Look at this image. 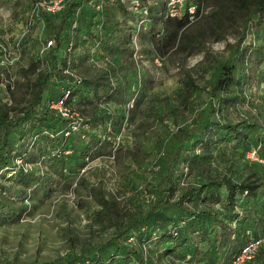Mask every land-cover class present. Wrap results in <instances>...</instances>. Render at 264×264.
<instances>
[{
  "label": "trees",
  "instance_id": "16d2710c",
  "mask_svg": "<svg viewBox=\"0 0 264 264\" xmlns=\"http://www.w3.org/2000/svg\"><path fill=\"white\" fill-rule=\"evenodd\" d=\"M42 1L50 0H24V31L12 41L25 63L21 78L2 64L0 50L1 223L37 206L40 190L71 186L70 174L105 148L123 173L146 162L153 149L117 141L147 92L139 54L208 56L209 36L225 39L227 53L215 58L204 87L181 64L175 129L155 139L170 153L157 156L159 183L148 206L120 205L92 186L100 205L93 219L114 234L96 252L30 264H230L262 238L264 162L249 153L260 145L264 159V0H185L176 13L166 0H139L141 9L134 0H64L55 11ZM193 19L201 21L195 30ZM59 100L68 115L55 107ZM152 125L142 120L138 134ZM262 247L244 264H254Z\"/></svg>",
  "mask_w": 264,
  "mask_h": 264
},
{
  "label": "rangeland",
  "instance_id": "374dc122",
  "mask_svg": "<svg viewBox=\"0 0 264 264\" xmlns=\"http://www.w3.org/2000/svg\"><path fill=\"white\" fill-rule=\"evenodd\" d=\"M23 2L24 0L19 3L14 0H0V42L12 43L13 39H17L24 31L23 14H26V9ZM211 7L212 3L204 13H209ZM199 23L201 21L193 19L188 26L195 30ZM230 40H233L232 37ZM225 45V39L217 40L214 36H209V55L205 56L200 52L192 54L187 60L184 59L186 50L172 55L170 53L165 57L157 56L154 59L152 53L139 54V67L145 74L147 92L138 107L136 118L133 122L125 121L117 133V141L123 145L140 141L142 147L153 149L146 162L123 173V166H119L115 155L105 148L99 157L89 159L84 168L70 174L73 178L69 180L71 186L62 182L55 186L51 194L40 190L34 195L37 206L24 212L19 220L0 222V264H30L46 259H68L77 251H98L100 245L106 242L115 230L112 227L103 228L93 219L94 211L100 205L99 193L91 191L92 186H102L107 192L115 194L120 205L141 203L148 206L154 195L153 188L159 183L157 156L160 155V150L164 154L170 153L168 148L159 150V142H155V139H158L157 133L166 135L175 129L171 105L182 84L183 73L180 66L184 62L186 68L204 87L215 58L227 53ZM19 60L16 59L12 66L14 78H21L19 69L25 64ZM138 94L137 90L135 95ZM20 95H24V90L17 94ZM132 103L133 99L128 107L132 106ZM157 108H162L166 113L162 119ZM144 119L153 121V125L146 134L141 132L139 135L138 126ZM74 143L78 148L83 142L75 138ZM166 144L168 146V140ZM26 201L30 200L27 198ZM262 257L264 258L263 253ZM263 262L260 258L259 264Z\"/></svg>",
  "mask_w": 264,
  "mask_h": 264
},
{
  "label": "built area",
  "instance_id": "2783aa9c",
  "mask_svg": "<svg viewBox=\"0 0 264 264\" xmlns=\"http://www.w3.org/2000/svg\"><path fill=\"white\" fill-rule=\"evenodd\" d=\"M134 1H135V8L141 9L139 0H134ZM166 1L172 13L181 11L184 8L185 0H166ZM63 3L64 0H50L48 2L42 1L40 2V5L47 8L48 10L55 11L57 9H60L63 6ZM189 10L195 12L196 7L192 5L189 7ZM143 11L147 12L146 9H143ZM49 44H51V41L49 42ZM15 46L16 45L11 42H0L2 64L4 65L13 64L16 61V59L19 58L20 52L18 48H16L17 46L16 47ZM54 105L62 112V114L68 115L69 111L64 106L63 100H59V102L55 103ZM259 147L260 145H258L257 148L253 149L249 153V156H251V158L264 162V159L257 154V149ZM262 242H264V236L244 246L241 252L235 256V258L232 260L230 264H244L246 261L254 259V257L257 254V250L259 249Z\"/></svg>",
  "mask_w": 264,
  "mask_h": 264
},
{
  "label": "crops",
  "instance_id": "0c3cea01",
  "mask_svg": "<svg viewBox=\"0 0 264 264\" xmlns=\"http://www.w3.org/2000/svg\"><path fill=\"white\" fill-rule=\"evenodd\" d=\"M262 253L264 254L263 247H262V251L258 254V257L256 258V260L253 261V262H255L254 264H259L260 258L263 259V261H264V258L262 257ZM248 263H250V261L247 262L246 264H248ZM262 264H264V262Z\"/></svg>",
  "mask_w": 264,
  "mask_h": 264
}]
</instances>
